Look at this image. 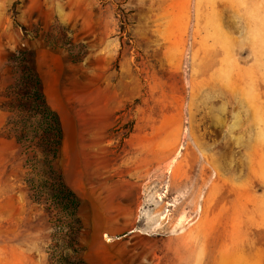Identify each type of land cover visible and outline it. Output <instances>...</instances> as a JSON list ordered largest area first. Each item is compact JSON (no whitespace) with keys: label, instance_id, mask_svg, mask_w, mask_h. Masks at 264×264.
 <instances>
[{"label":"rangeland","instance_id":"374dc122","mask_svg":"<svg viewBox=\"0 0 264 264\" xmlns=\"http://www.w3.org/2000/svg\"><path fill=\"white\" fill-rule=\"evenodd\" d=\"M19 50L60 114L59 164L99 198L78 209L77 252L7 124L19 111L1 106ZM61 253L264 264V0H0V264H60Z\"/></svg>","mask_w":264,"mask_h":264},{"label":"trees","instance_id":"16d2710c","mask_svg":"<svg viewBox=\"0 0 264 264\" xmlns=\"http://www.w3.org/2000/svg\"><path fill=\"white\" fill-rule=\"evenodd\" d=\"M27 54L26 50H19L7 58L17 78L7 93L9 96L13 94V97L2 102L1 106L19 111L15 116L11 115L7 124L15 119L12 125L14 136L29 153H32L26 159L27 165L32 171L44 174L47 178L46 183H50L51 202L58 209L57 213L51 214L52 221L63 233L67 248L77 252V234L82 227L77 216L81 199L66 183L63 166L58 162L64 136L62 120L58 111L48 102L41 87V77L28 63ZM38 152L44 157L39 158ZM29 183L31 189L36 185L30 180ZM35 197L39 200L37 195ZM59 263L91 264L78 255L69 257L62 253L59 256Z\"/></svg>","mask_w":264,"mask_h":264},{"label":"crops","instance_id":"0c3cea01","mask_svg":"<svg viewBox=\"0 0 264 264\" xmlns=\"http://www.w3.org/2000/svg\"><path fill=\"white\" fill-rule=\"evenodd\" d=\"M62 146H63V143H62ZM62 146H61L60 155L62 154L61 153L62 152ZM65 169L66 168L63 167V170L65 172L64 175L67 177V184L76 193V195L81 199L79 215L81 216V212L84 209V207H86V206H87L86 208H88V211L90 213L93 212V207L97 206L96 202L99 199L94 195L93 187L90 188V190H89L88 187L85 186V183L83 182V180L81 179V177L79 175L80 171L78 168H74L72 172H69L67 170L65 171ZM66 177H65V179H66ZM106 183H107V185L105 186V188H103V190L106 189V191H108L109 190V186H108L109 176L108 175L106 178ZM124 188L127 190L126 186ZM129 192H130L129 200L131 201L132 200V194H133L132 186H130ZM108 200H109L108 195L106 197H102L103 203L106 201L108 202ZM121 201L123 204L127 203L126 202L127 201V194L126 193L122 196ZM81 218H82V216H81ZM121 218L124 219V222H123L124 225L121 227L122 231L120 230V234L130 233L132 231V225H133L132 213H131V218H129L127 215H121ZM121 218H120V220H121ZM88 225H89L88 230H89V232L92 233V226L89 223H88Z\"/></svg>","mask_w":264,"mask_h":264},{"label":"bare ground","instance_id":"6f19581e","mask_svg":"<svg viewBox=\"0 0 264 264\" xmlns=\"http://www.w3.org/2000/svg\"><path fill=\"white\" fill-rule=\"evenodd\" d=\"M247 170H248V169H247ZM246 172H247V171H246ZM217 179H218V178H217ZM218 180H219V179H218ZM250 180H251V179H250ZM250 180H249V181H250ZM247 183H248V182H247ZM249 183H250V182H249ZM249 183H248V184H249ZM252 183H254L253 180L251 181V185H252ZM251 185H250V186H251ZM255 186H256V185H255ZM242 187H243V186H242ZM240 188H241V187H240ZM247 188H248V187H247ZM253 190H254V189H253ZM253 192H254V191H253ZM249 193H250V192H249ZM254 194H255V193H254ZM245 195H246V198H247V195H248V194L245 193ZM251 195H252V194H251ZM249 196H250V195H248V197H249ZM258 196H259V195H258ZM253 198L255 199V197H253ZM256 198H257V197H256ZM248 199H249V198H248ZM245 200H246V199H245ZM249 200H250V199H249ZM255 201H256V200H255ZM244 202H245V201H244ZM228 203H229V202H227V205H228ZM247 203H248V202H247ZM245 204H246V203H245ZM249 205H250V204H249ZM249 205H248V208H249ZM245 206H247V204H246ZM245 206H242V208L240 207L241 210H242ZM254 206H255V205H254ZM256 206H257V202H256ZM204 207H205V205H204ZM226 208H228V207H226ZM250 208H251V206H250ZM250 208H249V209H250ZM253 208H254V207H252L251 210L257 209V208H254V209H253ZM205 209H206V208H205ZM205 209H204V210H205ZM245 209H246V208H245ZM246 210H247V209H246ZM246 210H243V211L246 212ZM203 213H205V212L203 211ZM247 213H248V212H247ZM217 214H218V209H217ZM217 214H216V215H217ZM225 214H226V213H225ZM239 214H240V212H239ZM203 215H204V214H203ZM218 215H219V214H218ZM240 215H241V214H240ZM244 215H246V214L244 213ZM219 216H220V215H219ZM241 216H243V214H242ZM247 216H248V214H247ZM203 217H204V216H203ZM209 217H211V216H209ZM216 217H218V216H216ZM244 217H245V216H243V219H244ZM250 217H252V215H251ZM213 218L216 220V218H215L214 216H213ZM213 218H212V219H213ZM237 218H238V217H237ZM212 219H211V220H212ZM232 219H233V218H232ZM250 219H251V218H250ZM253 219H254V218H253ZM253 219H252V220H253ZM246 220H247V219H246ZM220 221H222V220H220ZM239 221H241V220H239ZM250 221H251V220H250ZM228 222L231 223L230 221H228ZM220 223H221V222H219V224H220ZM247 223H248V222H247ZM253 223H254V222H253ZM211 224H214V223L211 222ZM211 224H210V225H211ZM221 224H222V223H221ZM223 224H224V223H223ZM223 224H222V225H223ZM243 224H244V223H243ZM210 225H209V227H210ZM215 225H216V224H215ZM234 225H235V226H234ZM234 225H233V226L236 227L237 224L235 223ZM239 225H240V224H239ZM248 225H249V224H248ZM213 226H214V225H212V227H213ZM217 226H218V225H217ZM237 226H238V225H237ZM254 226H255V223H254ZM254 226H253V227H254ZM219 227H220V226H219ZM222 227H223V226H222ZM229 227H231V226H229ZM234 227H233V228H234ZM250 227H251V226H250ZM242 228H243V227H242ZM248 228H249V227H248ZM254 228H255V227H254ZM220 229H223V228H220ZM237 229H238V228H237ZM251 229H252V227H251ZM231 230H232V229H231ZM246 230H248V229H246ZM224 231H225V230H224ZM228 231H229V230H228ZM228 231H227V234H229ZM234 231L236 232V230H234ZM229 232H230V231H229ZM240 232H241V231H240ZM248 232H249V230H248ZM231 234H232V232H231ZM223 235H224V234H223ZM231 236H232V235H231ZM234 238H235V236H234ZM254 238H255V236H254ZM225 240H226V239H225ZM225 240H224V241H225ZM245 241H246V240H245ZM248 241H249V240H248ZM255 241H257V240H255ZM227 242H228V241H227ZM259 242H260V240H259ZM259 242H258V243H259ZM229 243H230V242H229ZM259 244H260V243H259ZM259 244H257V245H259ZM232 245H233V244H232ZM230 246H231V245H230ZM218 247H219V246H218ZM220 247H221V246H220ZM220 247H219V248H220ZM229 257H231V255H230ZM222 261H223V260H222ZM227 262H229V261H227ZM219 263H220V262H219ZM244 263H245V262H243L242 264H244ZM220 264H221V263H220Z\"/></svg>","mask_w":264,"mask_h":264}]
</instances>
